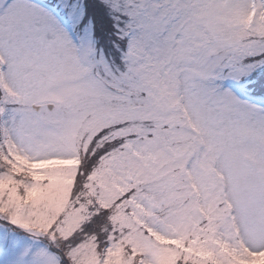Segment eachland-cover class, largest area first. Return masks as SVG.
I'll return each mask as SVG.
<instances>
[{"label": "snow or ice", "instance_id": "1", "mask_svg": "<svg viewBox=\"0 0 264 264\" xmlns=\"http://www.w3.org/2000/svg\"><path fill=\"white\" fill-rule=\"evenodd\" d=\"M0 264H264V0H0Z\"/></svg>", "mask_w": 264, "mask_h": 264}]
</instances>
